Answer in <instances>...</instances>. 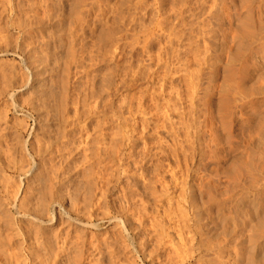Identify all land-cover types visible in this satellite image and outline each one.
Wrapping results in <instances>:
<instances>
[{
  "label": "rangeland",
  "instance_id": "obj_1",
  "mask_svg": "<svg viewBox=\"0 0 264 264\" xmlns=\"http://www.w3.org/2000/svg\"><path fill=\"white\" fill-rule=\"evenodd\" d=\"M180 1L0 0V178L19 190L18 204L29 201L37 210L46 208L28 206L33 213L43 211L45 225L35 223L31 214L21 217L0 208V249L8 253L0 251V264H76L81 247V264H96L87 256L90 240H108L109 250H116L106 248L103 257L96 256L102 259L97 264H264V221L259 215L264 214V0H220L217 14L223 12L221 4L231 12H220L224 24L211 18V29L205 28L203 0ZM177 97H183L180 103ZM157 145L166 148L159 151ZM74 195L82 206L88 199L80 209L84 215L69 207ZM98 200L97 209L93 205ZM68 213L73 218L69 225ZM41 237L47 246L36 249ZM256 239L262 251L253 258L245 250ZM29 246L39 252L33 261ZM19 247L23 257L16 254ZM220 247L224 251L218 259ZM10 251L16 255L14 263L6 260ZM145 257L150 261L142 262Z\"/></svg>",
  "mask_w": 264,
  "mask_h": 264
},
{
  "label": "bare ground",
  "instance_id": "obj_2",
  "mask_svg": "<svg viewBox=\"0 0 264 264\" xmlns=\"http://www.w3.org/2000/svg\"><path fill=\"white\" fill-rule=\"evenodd\" d=\"M6 1H8V0H6ZM50 1H51V0H50ZM137 1H138V0H137ZM139 1H140V0H139ZM179 1H180V0H179ZM181 1L183 2V0H181ZM181 1H180V2H181ZM190 1H191V0H190ZM198 1H201V0H198ZM219 1H220V0H203V2H204V6H201V5H200V6L202 7V8H201L202 10H203V7H206V11H207V12H206L205 15H207V20H208L207 23H206V24H207L206 27L202 25L203 27L207 28V26H208V29H211V28H209V27H210V24H211V23H210V21H211L210 19L213 18L214 16H216V17H215V20H216L219 24L222 22V20H221L222 18H221V19L218 18V17H220V16L222 15V14L220 13V12H222V11L219 10L220 12L217 14V10H218L217 8H218V6H219V4H220ZM226 1H227V0H226ZM182 2H181V3H182ZM191 2H193V1H191ZM191 2H190V3H191ZM203 2H202V5H203ZM222 2H223V0H222ZM30 3H31V2H30ZM49 3H50V2H49ZM154 3H155V2H154ZM197 3H198V2H197ZM225 3H226V2H225ZM243 3H244V2H243ZM110 4H111V3H110ZM134 4H135V3H134ZM137 4H138V3H137ZM194 4H195V2H194ZM200 4H201V3H200ZM29 5H30V4H29ZM38 5H39V4H38ZM177 5H180V4H177ZM248 5H249V4H248ZM2 6H3V5H2ZM163 6H164V5H163ZM222 6L224 7V5L221 4V7H222ZM3 7H4V6H3ZM28 7H29V6H28ZM117 7H118V6H117ZM131 7H132V6H131ZM144 7H145V6H144ZM195 7H196V6H195ZM195 7H193V9H194ZM223 7H222V10H223L224 13H226V12H225L226 8H225V7L223 8ZM230 7H231V5H230ZM230 7H229V8H230ZM243 7L245 8V6H243ZM248 7H249V6H248ZM4 8H5V7H4ZM29 8H30V7H29ZM123 8H124V7H123ZM129 8H130V7H129ZM134 8H135V7H134ZM176 8H177V7H176ZM182 8H183V6L180 8V10H181ZM198 8H199V7H198ZM49 9H50V8H49ZM127 9H128V8H127ZM136 9H137V8H136ZM178 9H179V8H178ZM193 9H192V10H193ZM204 9H205V8H204ZM230 9H231V8H230ZM5 10H6V9H5ZM172 10H173V9H172ZM174 10H176V9H174ZM188 10H189V9H188ZM232 10H233V8H232ZM252 10H253V9H252ZM252 10H251V11H252ZM3 11H4V10H3ZM98 11H99V9H98ZM98 11H97V12H98ZM102 11H103V10H102ZM111 11H112V10H111ZM120 11H121V10H120ZM186 11H187V10H186ZM186 11H185V12H186ZM204 11H205V10H204ZM226 11H227V10H226ZM58 12H59V11H58ZM172 12H173V11H172ZM176 12H177V11H176ZM195 12H196V11H195ZM195 12H194V13H195ZM223 12H222V13H223ZM227 12H231V10H230V11L228 10ZM66 13H67V12H66ZM99 13H100V12H99ZM173 13H174V12H173ZM247 13H248V12H247ZM1 14H2V13H1ZM25 14H26V13H25ZM216 14H217V15H216ZM220 14H221V15H220ZM254 14H255V13H254ZM121 15H122V14H121ZM178 15H179V14H178ZM181 15H182V14H181ZM183 15H184V14H183ZM198 15H199V14H198ZM219 15H220V16H219ZM225 15H226V14H225ZM242 15H243V14H242ZM248 15H250V14H248ZM81 16H82V15H81ZM130 16H132V15H130ZM130 16H129V17H130ZM156 16H157V15H156ZM230 16H232V15H230ZM230 16H229V17H230ZM26 17H27V16H26ZM104 17H105V16H104ZM188 17H189V16H188ZM229 17H228V18H229ZM47 18H48V17H47ZM167 18H168V17H167ZM183 18H184V16H183ZM223 18H224V17H223ZM228 18L226 17V19H228ZM18 19H19V18H18ZM135 19H136V18H135ZM139 19H140V18H139ZM141 19H142V18H141ZM168 19H169V18H168ZM181 19H182V18H181ZM250 19H251V18H250ZM23 20H24V19H23ZM25 20H26V19H25ZM25 20H24V21H25ZM29 20H30V18H29ZM34 20H35V19H34ZM118 20H119V18H118ZM215 20H213V21H215ZM145 21H146V20H145ZM170 21H171V20H170ZM170 21H169V22H170ZM213 21H212V22H213ZM229 21H230V20H229ZM0 22H1V21H0ZM6 22H7V21H6ZM32 22H33V21H32ZM118 22H119V21H118ZM129 22H130V21H129ZM143 22H144V21H143ZM217 22H216V23H217ZM231 22H233V21H231ZM256 22H257V20H256ZM19 23H21V22H19ZM227 23H229V22H227ZM125 24H126V23H125ZM130 24H131V23H130ZM135 24H136V23H135ZM146 24H147V23H146ZM174 24H175V23H174ZM214 24H215V23H214ZM222 24H224V23L222 22ZM222 24H221L220 26H222ZM257 24H258V23H257ZM13 25H14V24H13ZM123 25H124V24H123ZM143 25H144V24H143ZM160 25H161V24H160ZM164 25H165V24H164ZM204 25H205V24H204ZM229 25H230V24H229ZM258 25H259V24H258ZM258 25H257V26H258ZM0 26H1V24H0ZM5 26H6V25H5ZM137 26H138V25H137ZM174 26H175V25H174ZM174 26L172 25V27H174ZM202 26H201V29H202ZM261 26H262V25H261ZM169 27H170V26H169ZM188 27H189V26H188ZM244 27H245V26H244ZM170 28H171V27H170ZM178 28H179V27H178ZM189 28H190V27H189ZM194 28H195V27H194ZM205 28H203V30H204ZM212 28H213V27H212ZM259 28H260V27H258V29H259ZM261 28H262V27H261ZM127 29H128V28H127ZM172 29H174V28H172ZM74 30H75V29H74ZM206 30H207V29H206ZM231 30H232V29H231ZM104 31H105V30H104ZM119 31H120V30H119ZM167 31H168V30H167ZM177 31H178V30H177ZM193 31H194V30H193ZM232 31H233V30H232ZM232 31H231V33H232ZM235 31H236V30H234V32H235ZM250 31H251V30H250ZM1 32H2V31H1ZM171 32H173V31H171ZM101 33H102V32H101ZM125 33H126V31H125ZM158 33H159V32H158ZM175 33H176V32H175ZM183 33H184V32H183ZM183 33H182V34H183ZM206 33H208V32L206 31ZM210 33H212L211 30H210ZM0 34H1V33H0ZM104 34H105V33H104ZM127 34H128V33H127ZM178 34H179V33H178ZM233 34H235V33H233ZM2 35H3V34H2ZM113 35H114V34H113ZM130 35H131V34H130ZM172 35H173V34H172ZM175 35H176V34H175ZM195 35H196V34H195ZM208 35L210 36L211 34H207V36H208ZM84 36H85V35H84ZM99 36H100V35H99ZM104 36H105V35H104ZM185 36H186V35H185ZM192 36H193V35H192ZM201 36H203V35H201ZM209 36H208V37H209ZM237 36H238V35H237ZM237 36H236L235 38H237ZM0 37H2V36H0ZM68 37H69V35H68ZM77 37H78V36H77ZM240 37H241V35H240ZM242 37H243V36H242ZM252 37H253V36H252ZM102 38H103V37H102ZM225 38H226V37H225ZM118 39H119V38H118ZM129 39H130V38H129ZM131 39H132V38H131ZM145 39H146V38H145ZM205 39H206V38H205ZM211 39H212V38H211ZM213 39H214V38H213ZM115 40H116V39H115ZM147 40H148V39H147ZM173 40H174V39H173ZM191 40H192V39H191ZM208 40H209V39H208ZM215 40H216V39H215ZM233 40H234V39H233ZM252 40H253V39H252ZM111 41H112V40H111ZM121 41H122V40H121ZM135 41H137V40H135ZM168 41H169V40H168ZM179 41H180V40H179ZM227 41H229V40H227ZM69 42H70V41H69ZM71 42H72V41H71ZM113 42H114V41H113ZM115 42H116V41H115ZM161 42H162V41H161ZM192 42H193V41H192ZM216 42H217V41H216ZM170 43H171V42H170ZM185 43H186V41H185ZM208 43H209V42H208ZM131 44H132V43H131ZM140 44H141V43H140ZM228 44H229V43H228ZM240 44H241V43H240ZM70 45H71V44H70ZM138 45H139V44H138ZM138 45H137V46H138ZM142 45H143V44H142ZM165 45H166V44H165ZM171 45H172V44H171ZM191 45H192V43H191ZM133 46H134V45H133ZM140 46H141V45H140ZM169 46H170V45H169ZM173 46H174V45H173ZM193 46H194V43H193ZM203 46H205V44H204ZM209 46H210V45H209ZM230 46H231V45H230ZM28 47H29V45H28ZM79 47H80V46H79ZM187 47H188V46H187ZM189 47H191V46H189ZM205 47H207V46H205ZM205 47H204V48H205ZM132 48H133V47H132ZM139 48H140V47H139ZM150 48H151V47H150ZM176 48H177V47H176ZM184 48H185V47H184ZM184 48H183V49H184ZM199 48H200V46H199ZM244 48H245V47H244ZM23 49H24V48H23ZM69 49H70V48H69ZM73 49H74V48H73ZM112 49H113V48H112ZM137 49H138V48H137ZM180 49H181V48H180ZM190 49H191V48H189V50H190ZM228 49H229V47H228ZM128 50H129V49H128ZM131 50H132V49H131ZM177 50H178V49H177ZM185 50H186V49H185ZM189 50H187V51H189ZM195 50H197V49H195ZM203 50H204V49H203ZM199 51H200V49H198L197 52H199ZM205 51H207V50H205ZM73 52H74V51H73ZM100 52H101V51H100ZM137 52H138V51H137ZM174 52H175V51H174ZM176 52H177V51H176ZM179 52H180V51H179ZM183 52H184V51H183ZM201 52H202V51H200V53H201ZM195 53H196V52H195ZM202 53H203V52H202ZM101 54H102V53H101ZM120 54H121V53H120ZM120 54H119V55H120ZM157 54H158V53H157ZM185 54H187V53H185ZM190 54H191V53H190ZM197 54H199V53H197ZM73 55H74V54H73ZM97 55H98V54H97ZM176 55H178V54H176ZM176 55H175V56H176ZM200 55H201V54H200ZM205 55H206V54H205ZM71 56H72V55H71ZM120 56H121V55H120ZM129 56H131V55H129ZM132 56H133V55H132ZM134 56H135V55H134ZM164 56H165V55H164ZM184 56H185V55H184ZM187 56H188V55H187ZM190 56H191V55H190ZM193 56H195V55H193ZM72 57H73V56H72ZM74 57H75V56H74ZM124 57H125V56H124ZM170 57H171V56H169L168 58H170ZM172 57H173V56H172ZM178 57H179V56H178ZM180 57H181V56H180ZM182 57H183V56H182ZM209 57H210V56H209ZM209 57H208V58H209ZM214 57H215V56H214ZM85 58H86V57H85ZM88 58H89V57H88ZM102 58H103V57H102ZM120 58H121V57H120ZM122 58H123V57H122ZM158 58H159V56H158ZM161 58L163 59V57H161ZM175 58H176V57H175ZM183 58H184V57H183ZM199 58H200V57H199ZM205 58H206V56H205ZM210 58H211V57H210ZM210 58H209V59H210ZM212 58H213V57H212ZM32 59H33V58H32ZM171 59H172V58H171ZM96 60H97V59H96ZM177 60H178V59H177ZM180 60H181V59H180ZM188 60H190V59H188ZM195 60H196V59H195ZM197 60H198V59H197ZM126 61H127V60H126ZM151 61H152V60H151ZM158 61H159V60H158ZM160 61H161V60H160ZM163 61H164V60H163ZM174 61H175V59H174ZM200 61H201V60L199 59V61H198V62H199V63H198L199 66H200ZM207 61H209V60H207ZM134 62H135V60H134ZM134 62H133V63H134ZM177 62H178V61H177ZM182 62H183V61H182ZM190 62H191V61H190ZM202 62H203V61H202ZM215 62H216V61H215ZM34 63H35V60H34ZM148 63H149V62H148ZM161 63H162V62H161ZM161 63H160V64H161ZM174 63H175V62H174ZM188 63H189V61H188ZM191 63H192V62H191ZM142 64H143V63H142ZM146 64H147V63H146ZM172 64H173V63H172ZM203 64H204V63H203ZM208 64L211 65V63H208ZM213 64H214V61H213ZM12 65H13V64H12ZM38 65H39V64H38ZM133 65H134V64H133ZM138 65H139V64H138ZM149 65H150V64H149ZM155 65H156V64H155ZM163 65H164V64H163ZM201 65H202V64H201ZM214 65H215V64H214ZM217 65H218V64H217ZM48 66H49V65H48ZM129 66H130V64H129ZM146 66H147V65H146ZM157 66H158V64H157ZM170 66H171V64H170ZM178 66H179V65H178ZM206 66H207V65H206ZM206 66H205V67H206ZM212 66H213V65H212ZM212 66H210V68H211ZM231 66H232V65H231ZM140 67H141V66H140ZM144 67H145V66H144ZM176 67H177V66H176ZM189 67H190V66H189ZM213 67H214V66H213ZM213 67H212V68H213ZM52 68H53V67H52ZM85 68H86V67H85ZM114 68H115V66H114ZM124 68H125V67H124ZM146 68H147V67H146ZM163 68H164V67H163ZM166 68H168V66H166ZM198 68H199V67H198ZM202 68H203V67H202ZM202 68H201V70H202ZM208 68H209V67H208ZM208 68L206 67V69H208ZM54 69H55V68H54ZM144 69H145V68H144ZM169 69H170V68H169ZM176 69H177V68H176ZM178 69H179V68H178ZM182 69H183V65H182ZM0 70H1V69H0ZM84 70H85V69H84ZM150 70H152V69H150ZM150 70H149V71H150ZM171 70H172V69H171ZM179 70H180V69H179ZM184 70H185V69H184ZM186 70H188V69H186ZM195 70H196V69H195ZM209 70H210V69H209ZM135 71H136V70H135ZM166 71H167V70H166ZM169 71H170V70H169ZM173 71H174V70H173ZM188 71H192V70H188ZM210 71H212V70H210ZM106 72H107V71H106ZM111 72H112V71H111ZM160 72H161V71H160ZM180 72H181V74H182V71H180ZM5 73H6V72H5ZM56 73H57V72H56ZM146 73H147V72H146ZM150 73H151V71H150ZM168 73H169V72H168ZM174 73H175V72H174ZM176 73H177V72H176ZM190 73H191V72H190ZM190 73L188 72V74H190ZM208 73H210V72H208ZM2 74H3V73H2ZM23 74H24V73H23ZM113 74H114V73H113ZM133 74H134V73H133ZM148 74H149V73H148ZM164 74H165V73H164ZM179 74H180V73H179ZM184 74H185V73H184ZM197 74H198V73H197ZM206 74H207V73H206ZM206 74H205V76H206ZM17 75H18V74H17ZM122 75H123V74H122ZM125 75H126V74H125ZM125 75H124V76H125ZM140 75H141V74H140ZM143 75H144V74H143ZM165 75H166V74H165ZM176 75H178V74H176ZM191 75H192V74H190V76H191ZM201 75H202V74H201ZM1 76H2V75H1ZM159 76H160V75H159ZM203 76H204V75H203ZM165 77H166V76H165ZM216 77H217V76H216ZM25 78H26V77H25ZM58 78H59V77H58ZM60 78H61V77H60ZM183 78H184V77H183ZM195 78H197V75H196ZM235 78H236V77H235ZM101 79H102V78H101ZM110 79H111V78H110ZM165 79H166V78H165ZM187 79H188V78H187ZM200 79H201V78H200ZM51 80H52V79H51ZM58 80H59V79H58ZM184 80H185V79H184ZM201 80H202V79H201ZM207 80H208V79H207ZM24 81H25V80H24ZM26 81H27V80H26ZM186 81H187V80H186ZM186 81H185V83H186ZM193 81H194V80H193ZM202 81H203V80H202ZM212 81H214V80H212ZM231 81H232V80H231ZM60 82H61V81H60ZM113 82H114V81H113ZM214 82H215V81H214ZM19 83H20V82H19ZM111 83H112V82H111ZM206 83H207V82H206ZM236 83H237V82H236ZM239 83H240V82H239ZM4 84H5V83H4ZM119 84H120V83H119ZM188 84H189V81H188L187 85H188ZM190 84H191V83H190ZM200 84H201V83H200ZM24 85H25V84H24ZM132 85H133V84H132ZM169 85H170V84H169ZM184 85H185V84H184ZM194 85H196V83H195ZM194 85H193V86H194ZM207 85H208V84H207ZM214 85H215V84H214ZM43 86H44V85H43ZM55 86H56V85H55ZM121 86H122V85H121ZM157 86H158V85H157ZM188 86H189V85H188ZM191 86H192V85H191ZM201 86H203V85H201ZM118 87H119V86H118ZM172 87H173V86H172ZM186 87H187V86H186ZM189 87H190V86H189ZM195 87H196V86H195ZM197 87H198V86H197ZM224 87H225V86H224ZM234 87H235V86H234ZM146 88H147V87H146ZM155 88H156V87H155ZM158 88H161V87H160V84H159V87H158ZM164 88H166V87H164ZM177 88H178V87H177ZM199 88H200V87H199ZM209 88H210V87H209ZM57 89H58V88H57ZM148 89H149V88H148ZM153 89H154V88H153ZM162 89H163V88H162ZM162 89H161V90H162ZM166 89H167V88H166ZM174 89H175V88H174ZM174 89L172 88V91H171V92H174L175 90H177V89H175V90H174ZM180 89H181V88H180ZM182 89H183V88H182ZM191 89H192V88H191ZM197 89H198V88H197ZM202 89H203V88H202ZM238 89H239V88H238ZM62 90H63V89H62ZM159 90H160V89H159ZM173 90H174V91H173ZM184 90H185V89H184ZM195 90H196V89H195ZM177 91H178V90H177ZM177 91H176V92H177ZM190 91H191V90H190ZM200 91H201V89H200ZM205 91H206V89H205ZM64 92H65V91H64ZM153 92H154V91H153ZM185 92H186V91H185ZM191 92H193V91H191ZM198 92H199V91H198ZM224 92H225V91H224ZM158 93H159V91H158ZM163 93H164V91H163ZM169 93H170V92H169ZM187 93H188V92H187ZM200 93H201V92H200ZM46 94H47V93H46ZM145 94H146V92H145ZM149 94H150V93H149ZM161 94H162V91H161ZM191 94H192V93H191ZM60 95H61V94H60ZM65 95H66V93H65ZM90 95H91V94H90ZM168 95H169V97H170V95H173V94L170 93V94H168ZM178 95H179V92H178ZM187 95H189V94H187ZM201 95H202V93H201ZM204 95H205V94H204ZM155 96H157V94H155L154 97H155ZM174 96H175L174 98H176L177 94L175 95V93H174ZM32 97H33V96H32ZM71 97H72V96H71ZM159 97H160V96H159ZM179 97H180V95H179ZM54 98H55V97H54ZM77 98H78V97H77ZM151 98H152V97H151ZM160 98H161V97H160ZM177 98H178V97H177ZM181 98L183 99V97H181ZM181 98H178V99H177L178 102L181 100ZM189 98H190V97H189ZM201 98H202V97H201ZM206 98H207V97H206ZM64 99H65V98H64ZM155 99H156V98H154V100H155ZM162 99H163V98H162ZM167 99H168V98H167ZM169 99H170V98H169ZM169 99H168V100H169ZM191 99H192V98H191ZM204 99H205V98H204ZM61 100H62V99H61ZM85 100H86V99H85ZM85 100H84V101H85ZM168 100H167V101H168ZM177 100H176V101H177ZM185 100H186V99H185ZM189 100H190V99H189ZM198 100H199V97H198ZM226 100H227V99H226ZM57 101H58V100H57ZM100 101H101V100H100ZM151 101H152V100H151ZM157 101H158V100H157ZM157 101H155V103H156ZM23 102H24V101H23ZM26 102H27V101H26ZM65 102H66V101H65ZM96 102H97V101H96ZM160 102H161V101H158V103H160ZM165 102H166V101H165ZM169 102L172 103L173 101H172V100H169ZM174 102H175V101H174ZM178 102H177V103H178ZM187 102H188V101H187ZM187 102H186V103H187ZM197 102H198V101H197ZM197 102H196V103H197ZM206 102H207V101H206ZM88 103H89V102H88ZM140 103H141V102H140ZM140 103H139V105H140V106H139V109H141V108L143 107L142 104H140ZM158 103H156V104H158ZM161 103H162V102H161ZM167 103H168V102H167ZM171 103H170V104H171ZM179 103H180V102H179ZM183 103H184V102H183ZM200 103H201V102H200ZM200 103H199V104H200ZM60 104H61V103H60ZM174 104H175V103H173V106H174V108H175V107H176V106H175L176 104H175V105H174ZM181 104H182V103H181ZM5 105H6V104H5ZM5 105H4V106H5ZM22 105H23V104H22ZM74 105H75V104H74ZM88 105H89V104H88ZM161 105H162V104H161ZM161 105H160V106H161ZM177 105H178V104H177ZM203 105H204V104H203ZM95 106H96V105H95ZM180 106H181V105H180ZM184 106H185V105H184ZM184 106H183V107H184ZM197 106H198V105H197ZM9 107H10V106H9ZM70 107H71V106H70ZM75 107H76V105H75ZM152 107H153V105H152ZM154 107H155V106H154ZM156 107L158 108V105H157ZM170 107H171V106H170ZM177 107H178V106H177ZM185 107H187V106H185ZM203 107H204V106H203ZM94 108H95V107H94ZM160 108H161V107H159L158 109H160ZM167 108H168V106H167ZM195 108H196V106H195ZM74 109H75V108H74ZM85 109H86V108H85ZM147 109H148V108H147ZM154 109H155V108H154ZM161 109H162V108H161ZM161 109H160V111H161ZM169 109H170V108H169ZM206 109H208V108H206ZM225 109H226V108H225ZM0 110H1V109H0ZM76 110H77V109H76ZM83 110H84V109H83ZM142 110H143V109H142ZM144 110H145V108H144ZM148 110H149V109H148ZM172 110H173V108H172ZM196 110H197V109H196ZM210 110H211V109H210ZM33 111H34V110H33ZM157 111H158V110H157ZM160 111H159V112H160ZM179 111H181V110H179ZM197 111H198V110H197ZM199 111H200V110H199ZM208 111H209V110H208ZM1 112H2V111H1ZM50 112H51V111H50ZM50 112H49V113H50ZM56 112H57V110H56ZM75 112H76V111H75ZM94 112H95V111H94ZM137 112H138V111H137ZM137 112L135 111V114H134V115H136ZM173 112H175V111H173ZM191 112H193V111L191 110ZM51 113H52V112H51ZM88 113H89V112H88ZM138 113H139V112H138ZM141 113H142V112H141ZM149 113H150V112H149ZM152 113H153V112H152ZM154 113H155V112H154ZM156 113H157V112H156ZM166 113H167V111H166ZM170 113H171V112H170ZM196 113H198V112H196ZM62 114H63V113H62ZM143 114H146V112L144 113V111H143ZM143 114H141V116H143ZM164 114H165V113H164ZM167 114H168V113H167ZM181 114H182V113H181ZM200 114H201V113H200ZM207 114H208V113H207ZM209 114H210V113H209ZM230 114H231V113H230ZM232 114H233V113H232ZM147 115H148V114H147ZM155 115H156V114H155ZM158 115L161 116L160 114H158ZM195 115H196V114H195ZM144 116H145V115H144ZM149 116H150V115H149ZM5 117H6V116H5ZM78 117H79V116H78ZM147 117H148V116H147ZM147 117H146V118H147ZM166 117H170V116H166ZM194 117H195V116H194ZM59 118H60V117H59ZM133 118H134V117H133ZM153 118H154V117H153ZM170 118H171V117H170ZM181 118H182V117H180V119H181ZM40 119H41V118H40ZM61 119H62V118H61ZM142 119H143V118H142ZM159 119H160V118H159ZM165 119H166V118H165ZM168 119H169V118H168ZM134 120H135V119H134ZM182 120H183V119H182ZM182 120H181V121H182ZM205 120H206V119H205ZM126 121H127V119H126ZM142 121H144V120H141V123L143 124ZM145 121L148 122V119L145 120ZM145 121H144V125H145V126L143 125V127H146V126H147V124H145ZM149 121H150V119H149ZM164 121H165V120H164ZM166 121H167V120H166ZM1 122H2V121H1ZM21 122H22V121H21ZM85 122H86V121H84V123H85ZM121 122H122V121H121ZM195 122H196V121H195ZM127 123H128V122H127ZM127 123H126V124H127ZM163 123H164V122H163ZM178 123H180V122H178ZM178 123H177V124H178ZM182 123H183V122H182ZM188 123H189V122H188ZM188 123H187V126H188ZM202 123H203V122H202ZM20 124H21V123H20ZM142 124H140V125H142ZM154 124H155V123H154ZM157 124H158V123H157ZM180 124H181V123H180ZM180 124H179V125H180ZM190 124H191V122H190ZM190 124H189V125H190ZM203 124H204V123H203ZM131 125H132V124H131ZM152 125H153V124H152ZM174 125H175V124H174ZM196 125H198V124H196ZM76 126H77V125H76ZM137 126H138V125H137ZM193 126H194V125H193ZM66 127H67V126H66ZM133 127H134V126H133ZM133 127H132V128H133ZM159 127H160V126H159ZM195 127H196V126H195ZM204 127H205V126H204ZM132 128H131V129H132ZM137 128H138V127H137ZM146 128H147V127H146ZM82 129H83V128H82ZM141 129H142V127H141ZM171 129H172V128H171ZM176 129H177V128H176ZM184 129H185V127H184ZM200 129H201V128H200ZM127 130H128V129H127ZM144 130H145V128H144ZM172 130H173V129H172ZM180 130H181V129H180ZM195 130H196V129H195ZM24 131H25V130H24ZM80 131H81V130H80ZM120 131H121V130H120ZM142 131H143V130H142ZM146 131H147V129H146ZM196 131L198 132V130H196ZM131 132H133V131H131ZM147 132H148V131H147ZM188 132H189V131H188ZM134 133H136V131L133 132V134H134ZM183 133H185V132H183ZM191 133L193 134L192 131H191ZM259 133H260V132H259ZM60 134H61V133H60ZM83 134H84V133H83ZM88 134H89V133H88ZM90 134H91V133H90ZM176 134H177V133H176ZM197 134H198V133H197ZM260 134H261V133H260ZM49 135H50V134H49ZM120 135H121V134H120ZM130 135H131V134H130ZM143 135H144V134H143ZM159 135H160V134H159ZM183 135H184V134H183ZM186 135H188V134H186ZM186 135H185V136H186ZM195 135H196V134H194V136H195ZM91 136H92V135H91ZM145 136H146V135H145ZM160 136H161V135H160ZM97 137H98V136H97ZM121 137H122V136H121ZM130 137H131V136H130ZM133 137H134V136H133ZM147 137H148V136H147ZM161 137H162V136H161ZM176 137H177V136H176ZM186 137H187V136H186ZM186 137H183V138L185 139ZM198 137H199V135H198ZM118 138H119V137H118ZM126 138H128V136H127ZM138 138H139V137H138ZM187 138H188V137H187ZM202 138H203V137H202ZM135 139H136V138H135ZM147 139H148V138H147ZM1 140H2V139H1ZM65 140H66V139H65ZM91 140H92V139H91ZM96 140H99V139H96ZM109 140H110V139H109ZM111 140H112V139H111ZM160 140L162 141L163 139H160ZM50 141H51V140H50ZM104 141H105V140H104ZM114 141H115V140H114ZM128 141H129V140H128ZM138 141H139V140H138ZM188 141H189V139H188ZM190 141H191V140H190ZM190 141H189V142H190ZM92 142H93V141H92ZM95 142H96V141H95ZM144 142H145V141H144ZM164 142H165V141H164ZM189 142H188V143H189ZM191 142H194V141L192 140ZM199 142H200V141H199ZM98 143H99V142H98ZM161 143H162V145L164 144L163 142H161ZM161 143H160V144H161ZM194 143H195V142H194ZM22 144H23V143H22ZM103 144H104V143H103ZM167 144H168V143H167ZM167 144L165 143L164 145L167 146ZM15 145H17V144H15ZM42 145H43V144H42ZM46 145H47V144H46ZM135 145H136V144H135ZM162 145H161V146H162ZM189 145H190V143H189ZM192 145H193V143H192ZM198 145H201V144L198 143ZM44 146H45V145H44ZM114 146H115V145H114ZM125 146H126V145H125ZM157 146H158V145H157ZM173 146H174V145H173ZM193 146H194V145H193ZM5 147H7V146H5ZM19 147H20V145H19ZM25 147H26V146H25ZM57 147H58V146H57ZM85 147H86V146H85ZM95 147H96V146H95ZM107 147H108V146H107ZM150 147H151V146H150ZM158 147H159V151H160L164 146H162V147L158 146ZM171 147H172V146H171ZM177 147H178V146H177ZM181 147H182V146H181ZM181 147H180V148H181ZM187 147H188V146H187ZM201 147H202V146H200V148H201ZM7 148H8V147H7ZM132 148H133V147H132ZM143 148H144V147H143ZM160 148H161V149H160ZM164 148H166V147H164ZM164 148H163V149H164ZM188 148H189V147H188ZM191 148H192V147H191ZM44 149H45V148H44ZM79 149H80V148H79ZM111 149H112V147H111ZM113 149H114V147H113ZM117 149H118V148H117ZM157 149H158V148H157ZM172 149H174V148H172ZM178 149H179V148H178ZM182 149H183V148H182ZM193 149H194V148H193ZM166 150H167V149H166ZM175 150H176V147H175ZM180 150H181V149H180ZM183 150H184V149H183ZM190 150H191V149H190ZM199 150H200V149H199ZM45 151H46V150H45ZM77 151H78V150H77ZM115 151H116V150H115ZM119 151H120V150H119ZM119 151H118V152H119ZM128 151H129V150H128ZM147 151H148V150H147ZM152 151H153V150H152ZM173 151H174V150H173ZM173 151H172V153H173ZM177 151H178V150H177ZM193 151H194V150H193ZM202 151H203V150H202ZM36 152H37V151H36ZM103 152L105 153V150H104ZM131 152H132V151H131ZM163 152H165V151L163 150ZM178 152H179V151H178ZM187 152H188V151H187ZM198 152H200V151H198ZM109 153H110V152H109ZM129 153H130V152H129ZM132 153H134V152H132ZM166 153H167V152H166ZM166 153H164V154H166ZM183 153H184V152H183ZM185 153H186V151H185ZM1 154H2V153H1ZM27 154H28V153H27ZM42 154H43V153H42ZM112 154H114V153H112ZM116 154H117V153H116ZM157 154H158V153H157ZM173 154H174V153H173ZM186 154H187V153H186ZM186 154H185V155H186ZM188 154H190V153H188ZM194 154H195V153H194ZM194 154H193V155H194ZM196 154H197V153H196ZM104 155H105V154H104ZM151 155H152V154H151ZM154 155H155V154H154ZM162 155H163V154H162ZM166 155H167V154H166ZM111 156H112V155H111ZM115 156H116V155H115ZM120 156H121V155H120ZM122 156H123V155H122ZM175 156H176V155H175ZM188 156H190V155H188ZM194 156H195V155H194ZM26 157H27V156H26ZM26 157H25V158H26ZM96 157H97V156H96ZM145 157H146V156H145ZM154 157H155V156H154ZM166 157H167V156H166ZM190 157H191V156H190ZM190 157H189V158H190ZM19 158H20V157H19ZM112 158H113V157H112ZM143 158H144V156H143ZM181 158H183V157H181ZM186 158H187V157H185V159H186ZM204 158H205V157H204ZM208 158H209V157H208ZM11 159H12V158H11ZM67 159H68V158H67ZM151 159H152V158H151ZM178 159H179V158H178ZM183 159H184V158H183ZM191 159H193V158L191 157ZM196 159H197V158H196ZM22 160H23V159H22ZM50 160H51V159H50ZM87 160H88V159H87ZM118 160H119V159H118ZM94 161H95V160H94ZM145 161H146V160H145ZM53 162H54V161H53ZM89 162H90V161H89ZM97 162H98V160H97ZM143 162H144V161H143ZM167 162H168V161H167ZM23 163H24V161H23ZM141 163H142V162H141ZM161 163H162V162H161ZM184 163H185V162H184ZM3 164H4V163H3ZM12 164H13V162H12ZM12 164H11V166H12ZM87 164H88V163H87ZM110 164H111V163H110ZM113 164H114V163H113ZM151 164H152V163H151ZM7 165H8V164H7ZM92 165H93V164H92ZM149 165H150V162H149ZM177 165H178V163H177ZM177 165H176V166H177ZM11 166L9 165V166H7V167L11 168ZM89 166H90V165H89ZM140 166H141V165H140ZM185 166H186V165H185ZM13 167H14V166H13ZM27 167H28V166H27ZM72 167H73V165H72ZM97 167H98V166H97ZM141 167H142V166H141ZM56 168H57V167H56ZM77 168H78V167H77ZM177 168H178V167H177ZM71 169H72V168H71ZM89 169H90V168H89ZM103 169H105V168H103ZM145 169H146V167H145ZM172 169H173V167H172ZM22 170H23V169H22ZM22 170L20 169V171H22ZM84 170H85V169H84ZM24 171H25V169L23 170V172H24ZM175 171H176V170H175ZM23 172H22V173H23ZM112 172H113V171H112ZM18 173H19V172H18ZM57 173H58V172H57ZM126 173H127V172H126ZM175 173H176V172H175ZM66 174H67V173H66ZM51 175H52V174H51ZM164 175H165V174H164ZM125 176H126V175H125ZM142 176H144V174H143ZM145 176H146V175H145ZM45 177H46V176H45ZM49 177H50V175H49ZM52 177H53V176H52ZM161 177H162V176H161ZM161 177H160V179H161ZM60 178H61V177H60ZM95 178H96V177H95ZM162 178H163V177H162ZM174 178H175V177H174ZM50 179H51V178H50ZM106 179H107V178H106ZM11 180H12V179H11ZM20 180H21V179H20ZM52 180H53V179H52ZM52 180H51V181H52ZM56 180H57V179H56ZM67 180H68V179H67ZM111 180H112V179H111ZM77 181H78V180H77ZM105 181H106V180H105ZM143 181H144V180H143ZM150 181H151V180H150ZM58 182H59V181H58ZM21 183H22V182H21ZM39 183H40V182H39ZM108 183H109V182H108ZM27 184H28V183H27ZM56 184H57V182H56ZM102 184H103V183H102ZM102 184H101V185H102ZM144 184H145V183H144ZM21 185H22V184H21ZM50 185H51V184H50ZM26 186H27V185H26ZM48 186H49V185H48ZM82 187H83V186H82ZM82 187H81V188H82ZM88 187H89V185H88ZM91 187H93V186H91ZM103 187H104V186H102V188H103ZM89 188H90V187H89ZM102 188H101V189H102ZM153 188H154V187H153ZM109 189H110V187H109ZM82 190H83V189H82ZM18 191H19V190H16V191L13 190V188H12L11 185H10V180H6V181L3 180V181H1V178H0V194H1V197H0V198H1V199H0V208H2V207L4 206V207H3L4 209L8 208V209H10L12 212L16 211L18 214H20L21 217H26L27 215H30V214H31V215H32V218H33V221H34L35 223H39L40 225H42V224L45 225L46 223L44 224V219H43L44 216H43L42 213H43V211L45 212V209H46V208H45V207H42L43 209L38 208V210H40V209L43 210L42 213H40L41 210H40L39 212H34V213L31 212L32 210H30L31 208H29L31 204H30V205H27L28 203H30L29 201H28V203H27V202L25 203V202H21V201H20L21 203L18 204L17 196H16V194L19 193ZM165 191H167V190H165ZM183 191H184V190H183ZM55 192H56V191H55ZM57 192H58V191H57ZM72 192H73V191H72ZM152 192H154V191H152ZM36 193H37V192H36ZM75 193H76V192H75ZM93 193H94V192H93ZM137 193H138V192H137ZM154 193H155V192H154ZM186 193H187V192H185V194H186ZM55 194H56V193H55ZM86 194H87V193H86ZM151 194H152V193H151ZM161 194H162V190H161ZM70 195H71V194H70ZM75 195H76V194H75ZM75 195H74L73 198L70 197L71 199H70V206H69V207H71V210H73V212H76V211H77V212L80 214V213H82V212H80L81 207H83V206L85 205V202H88V199H87V201L85 200L84 205L82 206V204H81L82 202L80 203V201H78V199L76 198L77 195H76V197H75ZM78 195H79V194H78ZM93 195H94V194H93ZM96 195H97V194H96ZM31 196H32V195H31ZM156 196H157V194H156ZM161 196H162V195H161ZM165 196H166V195H165ZM165 196H164V197H165ZM43 197H44V196L40 197V199H41V198L43 199ZM55 197H56V196H55ZM67 197H68V196H67ZM162 197H163V196H162ZM166 197H167V196H166ZM29 198H30V197H29ZM46 198H47V196H46ZM92 198H93V197H92ZM180 198H181V197H180ZM24 199H25V198H24ZM37 199H38V198H37ZM42 199H41V201H42ZM44 199H45V197H44ZM67 199H68V198H67ZM93 199H94V198H93ZM99 199H100V198H99ZM102 199H103V198H102ZM20 200H22V199H20ZM28 200H30V199H28ZM68 200H69V199H68ZM79 200H80V199H79ZM89 200H92L91 197L89 198ZM134 200H135V199H134ZM22 201H24V200H22ZM25 201H26V200H25ZM39 201H40V200H39ZM59 201H60V200H59ZM100 201H101V199H100ZM130 201H131V200H130ZM161 201H162V200H161ZM37 202H38V200L35 201V203H37ZM48 202H49V201H48ZM90 202H92V201H90ZM93 202H94V201H93ZM182 202H183V201H182ZM191 202H193V201H191ZM41 203H42L41 206H43L45 202L43 203V201H42ZM56 203H57V202H56ZM147 203H148V202H147ZM153 203H155V202H153ZM39 204H40V202H39L37 205H39ZM53 204H54V203H53ZM61 204H62L63 206H64V204H66V199H65V198H62V200L60 201V206H61ZM88 204H89V202H88ZM100 204H101V203H100ZM100 204H99V200H98V201H96V204H94L93 206H99ZM34 205H35V204H34ZM34 205H33V207H34ZM45 205H47V203H45ZM45 205H44V206H45ZM51 205H52V204H51ZM157 205H158V204H157ZM187 205H188V204H187ZM190 205H191V204H190ZM28 206H29V207H28ZM35 206H36V205H35ZM41 206L39 205V207H41ZM53 206H54V205H53ZM58 206H59V204H58ZM86 206H87V205H86ZM88 206H89V205H88ZM88 206H87V207H88ZM31 207H32V205H31ZM33 207H32V209H36V208H37V207H35V208H33ZM84 207H85V206H84ZM84 207H83V208H84ZM91 207H92V206H91ZM101 207H103V206H101ZM257 207H258V206H257ZM257 207H256V212H255V213L258 215L259 210H257ZM44 208H45V209H44ZM63 208H64V207H63ZM66 208H67V207H66ZM85 208H86V207H85ZM89 208H90V207H89ZM96 208L98 209V208H100V206H99V207H96ZM4 209H3V211H4ZM67 209H68V211H71V210H69V208H67ZM93 209H94V208H93ZM93 209H92V210H93ZM101 209H102V208H101ZM243 209H244V208H243ZM38 210L36 209V210H34V211H38ZM86 210H87V209H86ZM86 210H85V212H87ZM95 210H96V209H95ZM126 210H127V209H126ZM179 210H180V209H179ZM183 210H184V209H183ZM190 210H191V209H190ZM260 210H262V209H260ZM263 210H264V209H263ZM82 211H83V210H82ZM180 211H182V210H180ZM237 211H238V210H237ZM243 211H244V210H243ZM77 212H76V213H77ZM109 212H110V211H109ZM122 212H123V211H122ZM183 212H184V211H183ZM32 213H33V214H32ZM69 213H70V212H69ZM69 213H68V216H67V223H68V225H69V223H72V221H73V220H72L73 218H71V214H69ZM71 213H72V212H71ZM78 213H77V214H78ZM88 213H89V215L91 214L90 212H88ZM259 213H260V212H259ZM77 214H76V215H77ZM85 214H86V213H85ZM132 214H134V212H133ZM143 214H145V213L143 212ZM167 214H168V213H167ZM183 214H184V213H183ZM206 214H207V213H206ZM256 214H255V215H256ZM82 215H84V211H83ZM141 215H142V214H141ZM145 215H146V214H145ZM171 215H172V214H171ZM184 215H185V214H184ZM196 215H197V214H196ZM259 215H260V218H261V220H262V222H263V221H264V214H263V215L259 214ZM79 216H80V215H79ZM91 216H92V215H91ZM137 216H138V214H137ZM173 216H174V215H173ZM186 216H187V212H186ZM84 217H87V216H84ZM92 217H93V216H92ZM106 217H107V215H106ZM143 217H144V215H143ZM150 217H151V216H150ZM3 218H4V217H3ZM62 218H63V216H62ZM81 218H82V217H81ZM145 218H146V216H145ZM183 218H184V217H183ZM54 219H55V218H54ZM65 219H66V218H65ZM85 219H86V218H85ZM89 219H90V217H89ZM89 219H88V220H89ZM140 219H141V217H140ZM154 219H155V218H154ZM170 219H171V218H170ZM0 220H1V218H0ZM30 220H31V219H30ZM78 220H79V219H78ZM78 220H77V221H78ZM83 220H84V219H83ZM83 220H82V221H83ZM90 220H91V219H90ZM116 220H117V219H116ZM199 220H200V219H199ZM65 221H66V220H65ZM79 221H80V220H79ZM141 221H142V220H141ZM155 221H156V219H155ZM178 221H179V220H178ZM189 221H190V220H189ZM121 222H122V221H121ZM147 222H148V221H147ZM48 223H49V222H48ZM50 223H51V222H50ZM85 223H87V222H85ZM140 223H142V222H140ZM156 223H157V222H156ZM189 223H190V222H189ZM63 224H64V226H65L66 222H64ZM80 224H81V223H80ZM149 224H150V223H149ZM177 224H178V223H177ZM182 224H183V223H182ZM187 224H188V223H187ZM202 224H203V223H202ZM260 224H261V223H260ZM35 225H37V224H35ZM66 225H67V224H66ZM68 225H67V226H68ZM87 225L90 226V227H94V228H96V229L99 227V224L96 225V224H93V222H92V223H91V222H88ZM184 226H185V225H184ZM3 227H4V226H3ZM161 227H162V226H161ZM166 227H167V226H166ZM166 227H165V228H166ZM1 228H2V226H1ZM29 228H30V227H29ZM123 228H124V226H123ZM165 228H164V229H165ZM178 228H179V227H178ZM257 228H258V227H257ZM37 229L39 230L40 228H36V230H37ZM124 229H125V228H124ZM152 229H153V228H152ZM161 229H162V228H161ZM175 229H176V228H175ZM263 229H264V228H263ZM114 230H115V229H114ZM182 230H183V229H182ZM67 231H68V230H67ZM198 231H199V230H198ZM202 231H203V230H202ZM37 232H38V231H37ZM41 232H42V231H41ZM41 232H40V233H41ZM68 232H69V231H68ZM81 232H82V231H81ZM124 232H126V230H125ZM168 232H169V231H168ZM79 233H80V232H79ZM148 233H149V232H148ZM154 233H155V232H154ZM159 233L161 234V232H159ZM166 233H167V232H166ZM19 234H20V233H19ZM36 234L38 235L39 233H36ZM42 234H43V233H42ZM66 234H68V233H66ZM126 234H127V233H126ZM261 234H262V233H261ZM24 235H25V234H24ZM37 235H36V236H37ZM40 235H41V234H40ZM61 235H62V234H61ZM162 235H163V234H162ZM164 235H165V234H164ZM164 235H163V236H164ZM178 235H179V234H178ZM42 236H43V235H42ZM68 236H69V235H68ZM77 236H78V235H77ZM106 236H107V235H106ZM121 236H122V235H121ZM132 236H133V235H132ZM163 236H162V237H163ZM187 236H188V235H187ZM187 236H186V237H187ZM189 236H190V235H189ZM261 236H262V235H261ZM4 237H5V236H4ZM43 237H44V236H43ZM66 237H67V236H65V238H66ZM79 237H80V236H79ZM126 237H127V236H126ZM154 237H155V236H154ZM179 237H180V236H179ZM15 238H16V237H15ZM29 238H30V240H31V237H30V236H29ZM29 238H26V239H29ZM38 238H40V237H38ZM41 238H42V237H41ZM67 238H68V237H67ZM127 238H128V237H127ZM170 238H171V237H170ZM184 238H185V237H184ZM192 238H193V237H192ZM34 239H37V238H34ZM34 239H32V240L34 241ZM81 239H82V238H81ZM81 239H80V240H81ZM84 239H85V238H84ZM84 239L82 240V242L85 241ZM102 239H105V238H102ZM122 239H123V238H122ZM129 239H130V238H129ZM166 239H167V238H166ZM180 239H181V238H180ZM261 239H262V238H261ZM5 240H6V239H5ZM9 240H10V239H9ZM9 240L7 239V241H9ZM30 240H29V241H30ZM68 240H69V239H68ZM76 240H77V239H76ZM95 240H96V239H95ZM125 240H126V239H125ZM160 240H161V239H160ZM169 240H170V239H169ZM193 240H194V239H193ZM1 241H2V240H1ZM3 241H4V240H3ZM27 241H28V240H27ZM29 241H28V242H29ZM60 241H61V240H60ZM62 241H63V240H62ZM69 241H70V240H69ZM97 241H98V240H97ZM97 241L93 242V241L90 240V243L88 242V243H89L88 246H90V247H87V248H88V249L91 248V249L88 250V249L86 248V249L88 250V252H89L88 254H90V255H87V254H86V255H87V256H91V258H94V259H95L94 261L97 260L96 262L98 263V262H100L99 259H101V258H100V257L97 258L96 256H97V255L101 256V253H103V251H105L106 248H108L107 250H108V252H109V251H110V250H109V249H110V246H109V241H108V240H104V241L101 240L102 242H101L100 240H99V242H97ZM128 241H129V240H128ZM133 241H134V240H133ZM170 241L172 242V240H170ZM174 241H175V240H174ZM191 241H192V240H191ZM231 241H232V240H231ZM260 241H261V240H260ZM11 242H12V240H11ZM30 242H31V241H30ZM35 242H37V241H35ZM65 242L67 243L68 241H65ZM65 242H63V243H65ZM77 242H78V241H77ZM80 242H81V241H80ZM82 242H81V243H82ZM126 242H127V241H126ZM130 242H131V240H130ZM192 242H193V241H192ZM198 242H199V241H198ZM24 243H26V241H25ZM61 243H62V242H61ZM61 243H60V244H61ZM66 243H65V244H66ZM69 243H70V242H69ZM81 243H80L79 245H81ZM84 243H85V242H84ZM88 243H87V244H88ZM123 243H124V240H123ZM131 243H132V242H131ZM131 243H130L129 245H131ZM166 243H167V242H166ZM209 243H210V242H209ZM9 244H10V242H9ZM22 244H23V243H22ZM65 244H64V245H65ZM82 244H83V243H82ZM85 244H86V243H85ZM85 244L83 245L84 247H85ZM111 244H113V243L111 242ZM111 244H110V245H111ZM164 244H165V243H164ZM261 244H262V242L259 243V241H257V239H256V240H251L250 243H249V241H248V245H247L246 250H245V251H246V254H248V255H250V256H251V255L253 256V254H254L258 249L261 248V246H262ZM263 244H264V243H263ZM7 245H8V244H7ZM23 245H24V244H23ZM23 245H22V246H23ZM43 245H44V241H43V238H42V240L40 239V240L37 242V247H36V249H37L38 247H39V248H42V247L47 246V245H45V246H43ZM64 245H63L62 250L64 249ZM66 245H67V244H66ZM71 245H72V244H71ZM79 245H78V246H79ZM159 245H160V244H159ZM178 245H179V244H178ZM210 245H211V244H210ZM217 245H218V244H217ZM220 245H221V243H220ZM225 245H226V244H225ZM244 245H245V244H244ZM10 246H11V245H10ZM15 246H16V245H15ZM27 246H28V245H27ZM35 246H36V245H35ZM35 246H29V247L32 248V247H35ZM60 246H61V245H60ZM68 246H69V245H68ZM74 246H75V243H74ZM74 246H72V247L74 248ZM214 246H215V247H218L219 245L216 246V245L214 244ZM11 247H13V246H11ZM16 247H17V246H16ZM29 247H28V248H29ZM69 247H71V246H69ZM69 247H68V249H71V248H72V247H71V248H69ZM132 247H133V246H132ZM165 247H166V246H165ZM170 247H171V246H170ZM178 247H179V246H176V248H175L174 251H176V249H177ZM243 247H244V246H243ZM0 248H1V247H0ZM2 248H4V247H2ZM7 248H8V246H7ZM65 248H66V247H65ZM76 248H77V246H76ZM113 248H116V247L114 246ZM125 248H126V247H125ZM127 248H128V247H127ZM211 248H212V246H211ZM5 249H6V247H5ZM9 249H10V247H9ZM17 249H18V248H17ZM17 249H16V250H17ZM20 249H21V248L19 247V249L17 250V253H16V251H13V250H11V251H12L13 253L15 252L16 254H19L18 251L20 252ZM34 249H35V248H34ZM34 249L32 248V250H30V248H29V250H30V252H29V260H30V258H32L35 254L37 255V254L39 253L38 251L35 253V252L33 251ZM36 249H35V250H36ZM79 249H80V248H79ZM81 249H83V250H79V251H78L77 249L74 248L75 251H78L77 258H76V264H79V263L81 264V262L84 261V257H85L84 248L81 247ZM116 249H117V248H116ZM263 249H264V246H263ZM3 250H4V249H3ZM41 250H42V249H41ZM60 250H61V249H60ZM114 250H115V249H114ZM114 250L111 249V251H114ZM121 250H122V249H121ZM121 250H120V251H121ZM134 250H135V249H134ZM166 250H167V249H166ZM182 250H183V249H182ZM222 250L224 251V247H220L219 250L217 251L218 253L216 252V253H217V256H218V259H220V258H221V255H223V254H222ZM241 250H242V249H241ZM0 251H1V249H0ZM11 251L9 252V253H11V254L8 255V256H7V259H6V260L8 261V263H14V262H12V260H13V259H14V260L16 259V258H15L16 255H15L14 258H13L12 255H14V254H12ZM24 251H25V250H24ZM39 251H40V250H39ZM44 251H45V250H44ZM63 251H66V250H63ZM63 251H62V252H63ZM67 251H68V250H67ZM111 251H110L109 253H111ZM179 251H181V249H180ZM261 251H262V248H261ZM263 251H264V250H263ZM3 252H4V254H8V253H5V251H3ZM3 252L1 251V253H3ZM86 252H87V251H86ZM115 252H116V250H115ZM115 252H112V254L115 253ZM144 252H145V251H144ZM182 252H185V251H181V253H182ZM191 252H193V251H191ZM197 252H198V251H197ZM63 253H64V252H63ZM145 253H146V252H145ZM256 253H257V252H256ZM21 254H22V253H21ZM24 254H25V253H24ZM41 254L43 255L44 253L42 252ZM103 254H104V253H103ZM142 254H143V253H142ZM188 254H189V253H188ZM195 254H196V253H195ZM2 255H3V254H2ZM19 255H20V254H19ZM127 255H128V254H127ZM143 255H144V254H143ZM185 255H186V254H185ZM193 255H194V254H193ZM0 256H1V254H0ZM20 256H22V255H20ZM104 256H105V255H104ZM148 256H149V255H148ZM167 256H168V255H167ZM173 256H174V255H173ZM181 256H183V254H182ZM190 256H191V255H189V257H190ZM231 256H232V255H231ZM2 257H3V256H2ZM4 257H5V256H4ZM22 257H23V256H22ZM25 257H26V255H25ZM27 257H28V256H27ZM38 257H39V256H38ZM38 257H37V258H38ZM101 257H103V255H102ZM115 257H116V256H115ZM143 257H144V256H143ZM152 257H153V256H152ZM152 257H150V258H152ZM183 257H185V256H183ZM229 257H230V256H229ZM5 258H6V257H5ZM20 258H21V257H20ZM86 258H87V257H86ZM167 258H168V257H167ZM186 258H188V257L186 256ZM227 258H228V257H227ZM253 258H254V256H253ZM17 259H18V256H17ZM33 259H35V257H33ZM89 259H90V257H89ZM138 259H139V258H138ZM154 259H155V258H154ZM184 259H185V258H184ZM250 259H252V258L250 257ZM250 259H249V260H250ZM14 260H13V261H14ZM27 260H28V258H27ZM31 260H32V259H31ZM31 260H30V261H31ZM36 260H37V259H36ZM39 260H40V258H39ZM101 260H102V259H101ZM133 260H134V259H133ZM32 261H33V260H32ZM41 261H42V260H40L39 262H41ZM113 261H114V260H113ZM149 261H150V259H148L147 257H145L144 261L142 260V262H144V263L149 262ZM153 261H154V260H153ZM165 261H166V260H165ZM182 261H183V260H182ZM217 261H218V260H217ZM236 261H237V260H236ZM251 261H253V260H251ZM26 262H27V261H26ZM78 262H79V263H78ZM23 263H24V262H23ZM97 263H96V264H97ZM129 263H130V262H129ZM150 263H151V262H150ZM183 263H184V261H183ZM222 263H223V262H222ZM252 263H253V262H252ZM15 264H19V263H18V262H15ZM21 264H22V263H21ZM24 264H25V263H24ZM28 264H29V263H28ZM100 264H102V263H100ZM134 264H135V263H134ZM171 264H173V263H171ZM218 264H219V263H218ZM249 264H251V263H249ZM253 264H256L255 261H254Z\"/></svg>",
  "mask_w": 264,
  "mask_h": 264
}]
</instances>
